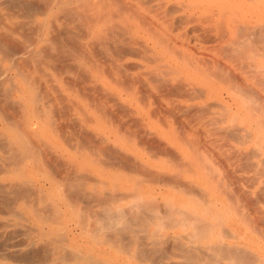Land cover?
I'll return each mask as SVG.
<instances>
[{"label":"bare ground","instance_id":"bare-ground-1","mask_svg":"<svg viewBox=\"0 0 264 264\" xmlns=\"http://www.w3.org/2000/svg\"><path fill=\"white\" fill-rule=\"evenodd\" d=\"M239 171L264 182V0H0V264L231 261Z\"/></svg>","mask_w":264,"mask_h":264},{"label":"rangeland","instance_id":"rangeland-1","mask_svg":"<svg viewBox=\"0 0 264 264\" xmlns=\"http://www.w3.org/2000/svg\"><path fill=\"white\" fill-rule=\"evenodd\" d=\"M232 106L233 107H235V105L234 104H232ZM244 175V178H249L250 177V173H247L246 171L244 172V171H239V172H237L236 173V177L237 176H239L240 178H242L241 179V181H239L240 179H238V177L237 178H235V176H233L232 178H234L233 180H235L234 182H235V184H234V182H233V180H232V178H231V180H229L230 181V183H229V186H230V188L229 189H231L233 192L235 191V193L238 195V194H240L241 193V195H238V196H236V198L238 197H240L241 198V201H240V199H238V205H241L242 203V206L244 207H240V208H242V212L246 215V217L249 219V220H251V224H252V228L251 227H249L250 229H248V227H246L245 225H238V226H236L234 229H232L231 230V228L229 229L228 228V232H229V234H230V232H231V234L232 235H236V237H238L237 239H234L235 240V246H233V249H231V254H233V255H235V257H234V259L236 258L237 259V257H238V255H239V257H240V254L239 253H241V258H246V259H238V261H240V262H243V261H245V262H243L244 264L245 263H247V264H250L249 262H251V264H253V262L252 261H254L255 259H257L256 261H254V264H262L261 262H262V260H263V264H264V216H263V214H264V194H263V192H264V185H263V183L264 182H260V183H258L257 182V184L255 183V181H253V179H251V178H249V179H244V182L247 184L248 182H249V184H245L242 180H243V175ZM246 176V177H245ZM237 180V181H236ZM253 183V184H255V186H252V184H251V182ZM232 182V183H231ZM240 183V185H238ZM230 184H232V185H230ZM251 184V186H252V188H250V190H248L249 188L247 187L248 185H250ZM246 185V186H245ZM263 185V188L261 187ZM236 186V187H235ZM232 187H235V188H233L232 189ZM240 189V190H237V189ZM242 188H243V190H242ZM246 188H248V189H246ZM252 189V190H251ZM262 189V190H261ZM257 191H259V193H261L262 194V196L257 192ZM261 191V192H260ZM247 194H246V193ZM248 192H250V195H249V193ZM258 195H257V194ZM245 194V195H244ZM247 195V196H246ZM249 197V198H248ZM244 198V199H243ZM250 199V200H249ZM261 201H260V200ZM258 203V204H257ZM249 204V205H248ZM253 204H254V206H253ZM246 205V206H245ZM258 205V206H257ZM260 206V207H259ZM254 207V208H253ZM256 208H257V211H256ZM246 211L248 212V214H246ZM260 213V214H259ZM249 216V217H248ZM253 217V218H252ZM251 218V219H250ZM256 218V219H255ZM253 219L255 220V221H253ZM255 222H256V224H255ZM258 228V229H257ZM253 231H252V230ZM230 230V231H229ZM252 232V233H251ZM254 232V233H253ZM231 235V236H232ZM226 240L228 241V240H233L231 237H227L226 238ZM243 247V248H242ZM239 248H242V249H239ZM246 248H248V250H246ZM236 251H240L239 253L238 252H236ZM244 252V253H243ZM246 253V254H245ZM250 253H251V255H253V253L254 254H256V257H254V255L253 256H251L250 255ZM238 254V255H237ZM242 254H243V256H242ZM245 254V255H244ZM227 255V254H226ZM225 255V256H226ZM246 255H248V258H247V256ZM220 256H222V255H219V258H220V261L222 260V263L224 264V263H227L228 264V262H229V264H234L235 262L236 263H238V264H240L238 261H234V259L233 260H231V261H229L230 259H227V256L225 257L224 255V258H225V260H223ZM222 256V257H223ZM237 256V257H236ZM254 257V258H253ZM218 257H216V258H214L213 260H211V259H209L208 261H207V263L206 264H210V263H212V264H217L216 262H215V260L217 261V259H219ZM251 259V261H249ZM260 259H262V260H260ZM170 261H172V262H174V261H177L178 260V258H175L174 257V259H173V257L172 258H170L169 259ZM228 260V261H227ZM247 260L249 261V262H247ZM258 260H260V261H258ZM218 262V261H217ZM234 262V263H233ZM221 262L219 263V264H222Z\"/></svg>","mask_w":264,"mask_h":264}]
</instances>
